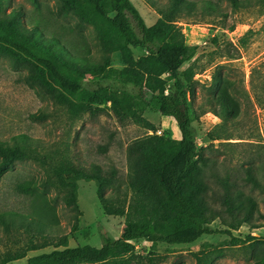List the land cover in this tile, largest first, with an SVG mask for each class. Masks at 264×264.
Returning a JSON list of instances; mask_svg holds the SVG:
<instances>
[{
	"label": "trees",
	"instance_id": "1",
	"mask_svg": "<svg viewBox=\"0 0 264 264\" xmlns=\"http://www.w3.org/2000/svg\"><path fill=\"white\" fill-rule=\"evenodd\" d=\"M62 1L64 12H73L98 32L103 51L99 61L91 59L87 47L65 41L60 32L31 19L22 8L8 12L7 0H0V56L28 66L31 81L52 95L56 104L67 107L72 118L93 116L102 103L109 102L121 124L132 120L153 131L154 126L143 117L148 94L147 108L173 117L182 138L176 140L156 131L132 141L126 151L125 179L115 167L85 166L75 161L69 146L55 149L25 133L0 139V176L19 162H31L44 172L41 181L30 179L15 185V191L30 200L27 210L0 211L5 233H25L28 237L25 247L0 255V264L23 259V264H163L166 258L157 253L137 254L134 242L188 245L212 235L229 236L232 248L243 250L254 264H264V250H253L256 241L264 244V237L234 235L242 227L250 231L263 228L264 223H257L256 217L264 219V214L253 196L214 172L204 155L208 147L198 146L193 125L196 73L192 66L183 69L198 49L187 45L179 20L197 10L214 14L220 5L213 0H201L200 4L168 0L158 20L147 25L130 0ZM227 1L234 10L247 8L254 1L264 8V0ZM137 48L147 54L135 59L133 50ZM115 52L125 62L123 69L111 66L110 54ZM210 88L216 92L208 104L220 118L221 127L237 120L240 106L230 93V89L238 91L233 81L215 75ZM252 89L257 103L264 107V98L256 87ZM32 117L43 121L50 115L43 112ZM210 138L219 139L213 134ZM244 178L264 193V174L261 179L250 166ZM211 179L219 182L222 192L210 184ZM80 181L96 183L105 215L125 218L121 236L105 237L101 247H70L66 239L57 244L52 240L60 220L56 207L40 188L54 189L69 207L77 208ZM218 221L221 229L214 226ZM50 247H54L50 252L28 256ZM223 254L222 249L200 251L195 254L196 264H214Z\"/></svg>",
	"mask_w": 264,
	"mask_h": 264
},
{
	"label": "rangeland",
	"instance_id": "2",
	"mask_svg": "<svg viewBox=\"0 0 264 264\" xmlns=\"http://www.w3.org/2000/svg\"><path fill=\"white\" fill-rule=\"evenodd\" d=\"M138 9L147 25H153L168 0H130ZM200 4L201 0H195ZM220 11L204 14L201 10L179 20L187 45L197 47V54L183 66H190L196 73L195 120L196 142L199 147H208L204 155L208 157L214 172L221 178H229L238 190L253 196L261 213L264 214V193L253 189L245 181L247 169L251 166L258 177L264 174V107L260 106L252 87H256L264 98V8L256 1L247 8L234 10L227 0H213ZM62 0H7L6 10L22 8L31 19L40 20L50 30L61 33L65 41L87 47L94 62L103 54L98 32L81 20L73 12L62 10ZM200 7V6H199ZM135 59L146 55L142 49H134ZM111 66L123 69L125 62L119 52L110 54ZM253 74V75H252ZM217 75L233 81L238 91L230 93L240 106L237 120L221 127L220 118L212 111L208 100L216 91H211L213 77ZM87 80H92L87 76ZM263 84V86H261ZM143 117L154 126L149 131L144 123L130 120L121 124L111 111V103L104 102L95 115L72 118L67 107L56 104L52 95L31 81V69L0 56V139L9 140L12 136L25 133L41 139L56 148L69 146V155L82 165L97 163L106 168L115 167L118 174L126 178L128 145L135 139L153 134H166L181 140L182 135L173 117L151 112L146 104ZM97 107V105H95ZM47 112L50 117L40 121L33 114ZM219 137L212 141L210 135ZM44 179L43 169L31 162H19L0 176V211L13 209L27 210L29 198L19 195L15 185L24 180ZM210 184L219 192L222 187L216 180ZM56 207L60 227L52 234L54 244L62 239L67 245H93L101 247L105 237L117 239L121 236L125 218L105 215L97 196L96 183L80 181L78 184L77 208L69 207L63 195L52 188H40ZM110 191H106L108 195ZM257 223L264 219L256 217ZM215 227L222 228L218 222ZM252 233L264 237V227L250 231L242 227L234 232L244 238ZM28 237L25 233L10 234L0 226V255L8 250L25 247ZM227 235L203 236L188 245L152 244L144 240L134 242L139 255L157 253L166 258L163 264H196L195 254L200 251L222 249L223 256L214 264H254L243 250L232 248ZM54 247L37 252L34 256L50 252ZM62 248V247H60ZM253 250H264V244L255 242ZM26 259L10 264H23Z\"/></svg>",
	"mask_w": 264,
	"mask_h": 264
},
{
	"label": "built area",
	"instance_id": "3",
	"mask_svg": "<svg viewBox=\"0 0 264 264\" xmlns=\"http://www.w3.org/2000/svg\"><path fill=\"white\" fill-rule=\"evenodd\" d=\"M252 234V233H251ZM254 235V234H253Z\"/></svg>",
	"mask_w": 264,
	"mask_h": 264
}]
</instances>
